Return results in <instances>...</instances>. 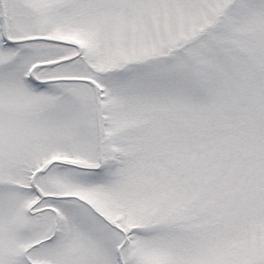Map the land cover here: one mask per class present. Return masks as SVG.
<instances>
[{
    "label": "snow or ice",
    "instance_id": "obj_1",
    "mask_svg": "<svg viewBox=\"0 0 264 264\" xmlns=\"http://www.w3.org/2000/svg\"><path fill=\"white\" fill-rule=\"evenodd\" d=\"M0 264H264V0H0Z\"/></svg>",
    "mask_w": 264,
    "mask_h": 264
}]
</instances>
